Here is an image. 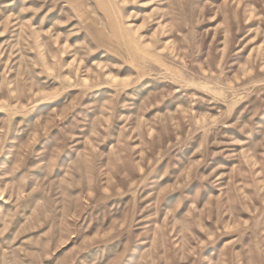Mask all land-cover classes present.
I'll return each instance as SVG.
<instances>
[{"label": "rangeland", "instance_id": "obj_1", "mask_svg": "<svg viewBox=\"0 0 264 264\" xmlns=\"http://www.w3.org/2000/svg\"><path fill=\"white\" fill-rule=\"evenodd\" d=\"M0 264H264V0H0Z\"/></svg>", "mask_w": 264, "mask_h": 264}, {"label": "bare ground", "instance_id": "obj_2", "mask_svg": "<svg viewBox=\"0 0 264 264\" xmlns=\"http://www.w3.org/2000/svg\"><path fill=\"white\" fill-rule=\"evenodd\" d=\"M110 23L113 25V27L116 26V23L113 21L112 16H110ZM126 42L134 49L135 55L139 58L147 57L148 55L144 53L131 39L125 36ZM132 61H136L135 58L132 59Z\"/></svg>", "mask_w": 264, "mask_h": 264}]
</instances>
